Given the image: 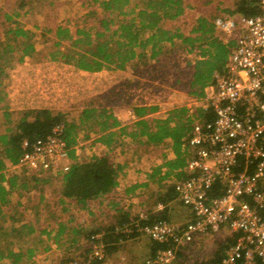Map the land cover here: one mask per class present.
Returning <instances> with one entry per match:
<instances>
[{
  "label": "trees",
  "instance_id": "trees-1",
  "mask_svg": "<svg viewBox=\"0 0 264 264\" xmlns=\"http://www.w3.org/2000/svg\"><path fill=\"white\" fill-rule=\"evenodd\" d=\"M27 1L29 0H21L20 8H24ZM132 1L93 0L91 7L94 8L85 12L80 20H75L72 26L59 25L54 30L49 29L54 35L52 45L54 51L49 53L51 59L62 60L86 71L123 70L134 60H154L162 54L165 44H174L179 40L187 46V50L193 51L196 48L201 50V58L192 64L189 63L193 68L191 78L179 88H183L182 90L192 97L202 99L205 95L204 89L213 82V74L225 71L231 47L235 44L234 41L223 43L219 39L215 33L213 20L221 14L251 16L259 12L257 0H236L232 5L225 7H221V3H218L213 13L197 16L192 29L186 32L180 24L186 7L190 6L185 0H137L133 6ZM211 2L212 0H206V3ZM17 15L19 13L14 16ZM5 17L12 20L13 16L5 15ZM12 23L6 30L7 41L13 40L17 43V49L21 53L17 61L21 62L25 57L37 53L35 34L18 24L16 20H12ZM8 42L0 51V61L4 63L0 64V111H2L0 115L7 125L4 131L0 132V241L4 243L0 249V261H6L7 264H35L33 258L37 246L24 245L32 235L35 236L34 243L37 240L42 242L35 235L37 229L34 224L20 223V219L24 218V212L13 218L14 223L10 222L9 225L6 224L4 213L5 207L12 204L10 195L14 191L18 192L19 197L26 194L28 200L34 201L30 196L31 183L33 182V187L36 188L38 177L29 174L24 177L18 174L8 177L5 169L9 164L18 162L23 152V141L33 142L38 138H46L55 126L63 124L64 138L68 147L77 143L81 128L93 127L96 128L95 132L100 133L99 141L107 147V152L101 155L93 156L88 160L75 161L69 170L59 177L61 184L58 191V205L62 206L61 211H68V208L74 204L76 208L86 210L94 216L93 224L89 225L90 228L77 225L76 230L74 229L70 234L64 222L60 221L56 230L43 229L39 235L45 234L57 244L64 235H72L66 241L68 244L65 248L71 251L68 254L87 246L86 249L79 251L77 256L64 255V258H61L64 263H77L76 257H83L92 263L103 262L124 245L136 241L140 244L141 252L145 253V257L132 259L128 264H147L149 258H154L160 250L169 245L147 238L134 223L138 220L142 226L164 220L181 221L182 224H186L191 221L193 215L191 210L178 200L173 184L151 195L155 203L163 204V209L157 212L148 210L146 219H139L132 214L130 206L124 207L115 195L122 166L115 161L113 152L118 146H123L122 139L125 137L138 147L143 146L145 150L148 147L169 143L172 156H164L163 162L150 170L148 180L160 185L162 181L171 177L175 180L186 179L188 174L184 172V166L188 159V151L185 144L192 134L194 121L198 119L199 122H211L215 118L214 112L211 109L197 108L196 112L191 114L189 107L180 105L168 110L165 116L154 117L152 114L156 112V106L140 104L133 107L136 118L127 123L121 122L110 108L96 106L84 108L75 119L67 118L64 112L47 109L21 110L14 119L3 87L4 79L9 73L4 69L5 65L12 68V62L15 60L13 59L15 46ZM1 45H4V41H0ZM172 86L179 85L173 83ZM69 152L70 156L76 159L75 150L70 149ZM243 166V161L239 162L235 171H241ZM134 189L135 187L129 188L126 194L133 192ZM220 193L221 184L217 181L209 194L216 196ZM41 199H43L42 195ZM20 204L21 202H17L13 209L18 208ZM104 204L107 211L100 212V215L106 216L102 219L91 208L96 205L99 211ZM40 206L39 201L36 208ZM182 211L186 216L180 213ZM96 234L100 235L99 239H92ZM27 236L29 239L26 241ZM142 236L147 238V244L146 241L139 242ZM237 236L238 234L234 233L225 238L211 258L202 264H220L225 248L232 244ZM98 242L103 244L105 257L89 261L87 256L92 250V245ZM48 247L46 249H49ZM183 248L177 250L174 264H186L184 261L187 255Z\"/></svg>",
  "mask_w": 264,
  "mask_h": 264
},
{
  "label": "built area",
  "instance_id": "built-area-1",
  "mask_svg": "<svg viewBox=\"0 0 264 264\" xmlns=\"http://www.w3.org/2000/svg\"><path fill=\"white\" fill-rule=\"evenodd\" d=\"M257 5L259 12L255 15L221 14L213 20L219 39L235 44L225 71L213 74L204 97L197 99L186 93L185 99L190 103L183 105L190 108L191 114L197 108L211 109L215 118L211 122L194 121L185 144L188 159L184 172L188 177L183 180L171 177L165 184V187L173 184L178 200L191 210L193 218L186 224L157 220L142 226L137 220L134 224L147 238L169 245L149 258L147 264H174L179 248L224 227L238 236L225 248L220 264H264V0H257ZM184 51L192 63L201 58L198 48ZM99 136L100 133L94 132L82 145L88 148L102 145ZM78 144L77 138V143L68 147L64 126L57 125L46 138L23 141L22 155L17 163L7 166L5 173L8 177L19 171L60 176L75 161H81ZM70 149L75 150L76 159L70 156ZM241 161L244 166L237 172L236 166ZM217 181L221 193L211 196L209 192ZM125 200L130 206L131 198ZM163 207L156 202L150 209L157 212ZM146 216L147 212L137 217L146 219ZM99 237L96 234L92 239ZM87 257L89 261L103 259V244L92 245Z\"/></svg>",
  "mask_w": 264,
  "mask_h": 264
},
{
  "label": "rangeland",
  "instance_id": "rangeland-1",
  "mask_svg": "<svg viewBox=\"0 0 264 264\" xmlns=\"http://www.w3.org/2000/svg\"><path fill=\"white\" fill-rule=\"evenodd\" d=\"M235 1L236 0H212L211 3H206V0H185V2L188 3L190 6L186 7L185 14L182 17L180 24L182 25V27H184V30H186L187 32L192 29V27L194 26L195 19L201 12H204L205 14H210L213 13L216 3H221L223 5L229 6L232 5ZM20 2L21 0H0V41H4V45L0 46V51L3 49V47L8 41V43H11L12 46H15L13 49V59H15L12 62L13 66L12 68H10L8 67V65H5L6 67L4 68L9 72L7 77L4 79V91L6 92V94H8L9 86L17 84L21 78V80L24 81L25 78L31 77V74L35 73L36 75V73H38L37 71H35L36 65L40 66L44 64H50L46 67H40L41 70H45L48 72V69L51 68L50 72L54 73V75L58 78L57 87L58 89H61H59L60 91H57L59 95H64V93L71 94L70 92L72 91L70 90L72 89H69L70 85H68L70 83L69 72L65 71L64 68H60V65L56 64L57 62H52L53 60H51V57L49 55L50 52L54 51L52 46L54 41V35L53 32L49 31V29L54 30L59 25L72 26L75 20H80L85 12H87L91 8H94L91 7L93 0H29L25 4L24 8H20ZM136 2L137 0H133L132 6ZM17 13H19V15L14 16ZM5 15H12V20H16L18 24L22 25L26 29H30L35 34L34 41L37 53L33 56L25 57L23 61H21L22 63L17 61V59L21 55V53L17 49V43L13 40L7 41L6 30L13 23L12 20L6 19ZM6 49L10 50L9 48ZM184 50H187V46L182 44L179 40H176L174 44H165L162 54H160V56L156 57L154 60L150 59L147 61H134L136 63L130 66L127 69V74H125V80L127 81L123 82L120 86H117L118 83H115L116 85L114 86V88H112L111 91L112 93L114 92V97L116 95V99L124 101L127 99V97L134 98V95L136 97V94L139 95L143 90H148L152 93V98H150V100H152V103H164L165 100L168 101V99H171V102L174 101L173 104H176V102H178L179 100L178 98V101L174 100L176 98V95H178V92H176L175 90L183 91V88L181 89L179 87L182 84H185L189 80V78H191V74L193 72V68L189 66V63L192 64L191 59H189L190 56H187ZM147 52L148 54H150L149 51ZM7 54L9 53H6V55ZM0 64H4L2 60L0 61ZM107 76L109 75H106L105 78H107ZM67 79L69 80L68 83L63 82V80ZM117 80L118 77H116L115 82ZM180 80L182 81L180 82ZM177 82H180L179 86L175 88L172 87L173 90H171L172 88L170 86H172L173 83L178 84ZM129 89L133 93L130 92ZM135 89L137 93L134 92ZM109 90L110 88L106 87V91L103 93L102 98L96 101L95 104H88L89 102H83L82 104L80 103L82 102L81 100L78 101L76 105L75 103H72V105H70L68 108L60 109V112L62 111L66 113L67 118L75 119L77 118L79 112H81L86 107H105V105H107L108 101L111 99L112 96ZM89 93V98H91L92 96H96L95 94H97V90H91L89 91ZM59 95L58 97H63ZM97 95H101V93H98ZM73 98H75V95L73 96ZM160 98H162L163 100H161ZM63 105L66 106L65 104L58 106H62L60 108H65ZM10 110L13 112L14 119H16L20 110L12 108ZM6 127L7 125L5 124V119L2 117V115H0V132L4 131ZM95 131L96 128L94 127L92 129L81 128L79 130L77 138L79 142L78 145L80 146L79 156L81 160H85V158L88 157V155H83L85 154L83 148L87 146L84 145V143L82 145V142L87 141V139L92 137ZM124 139L129 138L125 137L122 140ZM91 140L90 142H92ZM96 147L97 146L94 147L95 151ZM120 148H122L121 145L114 150V158L115 156L117 158L121 155L117 154L118 150L120 152ZM140 150L133 151L134 155L138 156L141 152ZM158 152L159 150H154V152L151 153L153 155H158ZM144 155L147 156L148 154ZM122 158L123 156L119 157V159ZM127 158H131V153L128 154ZM12 174H18L21 177L28 175L24 171H19L17 173ZM37 177L38 182L36 183L37 185H35L37 187H33V182L31 183L32 189L30 190V196L32 199H34L33 202L31 201V199H27V195L25 193L23 197H19L18 192L16 193L15 191L10 195L12 204L9 207H5L4 209V213L6 214V224L9 225L10 222L14 223L13 218L18 217L19 213L24 212V218L20 219V223L26 222L29 224H34L37 229L35 235L37 239L42 241L38 242V244L40 245L36 247L37 249L35 250L33 262L35 264H58L59 260H61V258H64V255L71 252L69 250H66L65 248L67 246L66 244H68L66 241H68L71 236L64 235L63 237H61L58 244H61L63 248L59 247V245H57L55 248L53 246L51 247L49 244L50 241L53 242V239H48L45 234L39 235V232H41L43 229L51 230L52 228H54L52 227V224L56 225L55 222L59 216L58 212L59 214H61L62 206L58 205V191L61 184L59 180L60 176L45 173ZM152 194H149L148 197L145 199L146 207L149 209L152 208L155 203L154 197H151ZM41 195L43 196V199H41ZM39 201L41 203V206L37 209L36 204ZM17 202H21L20 206L16 209H13V206L16 205ZM122 204L125 207L128 205V201L122 200ZM93 209L95 214L100 216V218L104 219L106 217L105 214L100 215V212L107 211L105 204L101 206L99 211L97 207H93ZM180 213L183 214V211ZM186 214H189L188 211H186ZM86 215L88 216V214L86 213L84 218L79 216L80 219L82 218V221H80V223L82 222L81 225L90 228L89 225L93 224L92 220L94 216L91 217L90 214V216L86 217ZM9 216L11 217L9 218ZM67 216L68 215H63L61 217L66 218ZM173 222L181 223V221ZM54 230H56V228ZM231 235L232 234L230 233V231L224 227L220 232L195 238L191 244L186 245L183 248L184 253L187 255V258L185 259L184 263L186 262V264H196L198 262V264H202L203 262L211 258L212 254L218 248L219 244H221V242L225 238L230 237ZM9 239L7 238V240ZM28 239L29 237L27 236L25 240L27 241ZM33 239L34 235L30 236L29 241L25 242L24 246L27 247L32 246V244L34 245ZM145 241L147 244V238H144L142 236L139 242ZM3 245L4 243L0 241V249L3 247ZM51 245L56 244L53 242L51 243ZM47 246H49V249H46ZM84 248L86 249L87 246L82 247L81 249H79V251L81 252L82 250H84ZM140 248V244L135 241V243L133 244L124 245L123 248H120L117 252L108 256L107 259L103 262L92 263L88 262L83 257H76V260L78 261L77 264H128L130 261H132V259H142V257H145V253L143 251L141 252ZM79 251H75L71 254H68V256H77ZM0 264L7 263L6 261H0Z\"/></svg>",
  "mask_w": 264,
  "mask_h": 264
},
{
  "label": "crops",
  "instance_id": "crops-1",
  "mask_svg": "<svg viewBox=\"0 0 264 264\" xmlns=\"http://www.w3.org/2000/svg\"><path fill=\"white\" fill-rule=\"evenodd\" d=\"M217 4L218 3H216V5ZM220 6L225 7V5L222 4ZM201 14H205V13L201 12L199 15ZM54 61L57 62L56 64L60 65V68H64L65 71L69 72L70 83L68 85H70L69 89H72L70 90L72 91L70 92L72 95L66 93H64V95L58 94L57 91L61 90L60 88L59 90L57 87L58 78L54 75V73L50 72L51 68L48 69V72L45 70H41L40 68V67H46L50 64H44L40 66L36 65L35 71L38 72L36 73V75L35 73L31 74L32 76L25 78L24 81L21 80L22 79L21 78L17 84H13L9 86V90L7 94V102L10 109L12 108L20 111L26 109H47L53 112H58V111L60 112V109H66L70 105H72V103H75L76 105V103H78V101L81 100L82 102L80 103L82 104L83 102L84 103L89 102L88 104H95L96 101L102 98L103 93L106 91V87L110 88L109 91L112 96L111 99L108 101L107 105H105V107L110 108L113 114L123 123H127L135 119L133 107L136 105H140V104L154 105L156 106L157 110L153 116L162 117L165 116L166 112L171 108L183 105L184 103L186 104L190 103L188 99H185L187 98L186 92L185 91L180 92L179 90H175L176 92H178V95H176V98L174 100H177V98L179 100V101L177 100L178 102H176V104H173L174 101L171 102V99H168V101L165 100L164 103H158V104L152 103V100H150V98H152V93L149 92L148 90H143L139 95L136 94V97L134 95V98L127 97V99L124 101H120L116 99L117 96L115 95L114 97V92L112 93L111 91L112 88H114V86L117 83H118L117 86H120L123 82L127 81L125 80L126 79L125 74H127V69L130 66L134 65V63H136L138 60H134L136 62L131 61L123 70L102 69L100 71L82 70L75 67L72 64H68L59 59L57 60L55 59L52 62ZM106 75L109 76L105 78ZM116 77H118V80L115 82ZM69 80L68 79L63 80V82L68 83ZM177 85H179V83ZM170 87L172 88V86ZM91 90H97V94L101 93V95L95 94L96 96H92L91 98H89V94H90L89 91ZM171 90H173V88ZM129 91L132 92L130 89ZM134 92L137 93L136 89L134 90ZM58 95L63 97H58ZM74 95L75 98H73ZM160 99L163 100L162 98ZM62 104L66 105V106L63 105L65 108H60L62 106H58ZM122 141L124 143L123 146H127V147L121 146L122 148H120V152L118 150L117 154L119 155L121 154L119 157L123 156L122 159H119V157L116 158L115 156V161L122 166V171L118 179V186L116 188L115 195L117 196L118 201L121 202L126 198L129 197L131 198L132 203L130 205V210L132 214L136 213L134 214L136 216H138L140 213H145V212H147L148 214L149 208L146 207L145 199L148 197L149 194H152L153 192L156 194L158 192L163 191L165 184L167 183V180L162 181L160 185L151 183L148 180V175L150 173V170L154 166H157L163 162L164 156H168V157L172 156V151L170 150V144L163 143L156 147H148L145 150L143 146L138 147L136 144L132 143V141L129 139H124ZM104 146L105 145L103 144L98 145L96 147V151L94 150L93 147L90 149L88 147L83 148L85 154L83 153L82 154L88 155V157L85 158V160H88L95 155H101L105 153L107 148ZM137 150L141 151L138 156L134 155L133 153V151H137ZM154 150H159L158 155H153L151 153L154 152ZM128 152L131 153V158L129 159L127 158L129 154ZM144 154H148V155L145 156ZM133 187H135L134 191L126 194L127 190ZM93 207H96V205H93L91 208V210L94 212ZM86 213L88 214V216H90V214L86 210L76 208V206L73 204L68 208V211L66 212L61 211V214H59L58 212L59 216L56 219L55 222L56 225L52 224V227H54L53 229H55L56 227H58V223L60 221H63L65 226L67 227V231H69L70 234H72L71 232H73L74 229L76 230L75 227H77V225H81L82 223V222L80 223V221H82V218L80 219L79 216L84 218ZM63 215H68V216L66 218L61 217ZM88 216L86 215V217ZM92 216L93 215H91V217ZM70 236L72 237V235ZM53 242L50 241L49 244L51 247L53 246L56 248L58 244L55 243L56 245H51V243ZM34 245H36L37 247L40 245L38 244V240L36 243H34ZM59 247H62V245L60 244ZM59 263L63 264L64 261H62L61 259L59 260L58 264Z\"/></svg>",
  "mask_w": 264,
  "mask_h": 264
}]
</instances>
